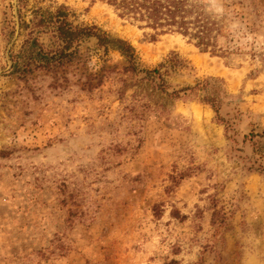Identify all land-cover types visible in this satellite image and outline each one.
Here are the masks:
<instances>
[{
  "label": "rangeland",
  "instance_id": "374dc122",
  "mask_svg": "<svg viewBox=\"0 0 264 264\" xmlns=\"http://www.w3.org/2000/svg\"><path fill=\"white\" fill-rule=\"evenodd\" d=\"M14 5L0 0V72ZM247 5L220 57L178 34L154 39L101 1L18 0L14 65L0 77V264H264V175L250 172L261 153L246 139L264 131V0ZM63 7L73 26L129 41L142 70L179 56L173 89L223 80L226 124L210 105L125 73L119 52L103 57L94 39L80 60L42 68L34 52L60 42L38 24ZM24 64L29 73L15 70Z\"/></svg>",
  "mask_w": 264,
  "mask_h": 264
},
{
  "label": "trees",
  "instance_id": "16d2710c",
  "mask_svg": "<svg viewBox=\"0 0 264 264\" xmlns=\"http://www.w3.org/2000/svg\"><path fill=\"white\" fill-rule=\"evenodd\" d=\"M101 1L110 6L122 19L130 21L140 29L154 32L152 38L157 39L168 34H178L192 41L196 47L204 52L210 51L213 54L226 57L232 52L225 46V40L231 36L230 22L233 20L237 8L249 10L247 5L250 0H93ZM233 7V9H231ZM234 11V12H233ZM68 10L66 7L59 9L55 14L50 12L42 13L38 26L53 29L56 39L60 42V49L51 52L50 55L42 49L34 52L36 58H43L46 64L42 68L52 70L63 67L80 60L79 45L84 40L94 39L97 47L107 58L112 51L119 52L126 62L124 72L139 76L143 81L150 82L162 94H165L172 101H200L210 105L219 124H226L221 115L222 106L229 103L233 96L229 95L223 80L214 77L206 78L195 86H187L181 89H173L168 78L176 74L179 69L185 67V62L177 55L161 63L154 70H142L137 64V51L132 44L121 38H113L96 26L75 27L69 23ZM52 56V57H51ZM107 60H103L105 62ZM30 66V65H29ZM107 67V66H106ZM106 67L103 70L106 73ZM24 64L19 65L15 70L27 74L30 70ZM108 73L112 71L108 68ZM115 69V68H114ZM96 86L102 84L103 75H95ZM251 142L254 154H260L255 166L250 168L251 173L264 175V131L262 133H251L246 138ZM155 214L159 212L155 209ZM176 217V212H173ZM220 216V213H219ZM218 213L214 212L212 223L218 219ZM160 217V216H159ZM171 264H176L172 262ZM201 264V263H197Z\"/></svg>",
  "mask_w": 264,
  "mask_h": 264
},
{
  "label": "water",
  "instance_id": "95a60500",
  "mask_svg": "<svg viewBox=\"0 0 264 264\" xmlns=\"http://www.w3.org/2000/svg\"><path fill=\"white\" fill-rule=\"evenodd\" d=\"M15 1V5H14V14H15V18H16V32H15V37L13 39V41L11 42V44L9 45L7 51H6V59H7V63H8V69L6 71H1L0 72V77L3 76V74H5V72H7L8 70H11L13 68V61L10 59V55H11V51L12 48L14 46L15 43H17L19 36H20V17H19V9H18V0H14Z\"/></svg>",
  "mask_w": 264,
  "mask_h": 264
}]
</instances>
